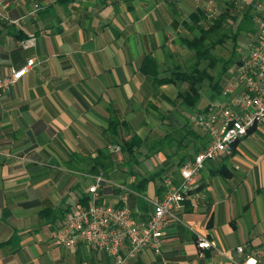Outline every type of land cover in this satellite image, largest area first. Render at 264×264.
Returning a JSON list of instances; mask_svg holds the SVG:
<instances>
[{"label": "crops", "instance_id": "obj_1", "mask_svg": "<svg viewBox=\"0 0 264 264\" xmlns=\"http://www.w3.org/2000/svg\"><path fill=\"white\" fill-rule=\"evenodd\" d=\"M204 2L7 0L0 77L33 65L0 101V264H111L104 251L51 242L64 213L90 199L93 176L106 181L98 203L118 205L125 194L143 222L166 179L177 181L183 160L204 148L206 135L186 136L193 116L177 99L186 84L157 85L143 71L146 56L159 79L191 66L181 40ZM134 135L143 145L129 157L118 144ZM96 159L104 169L94 173ZM192 186L197 204L166 225L160 248L124 264H242L247 256L264 264V125L207 162ZM194 233L215 248L199 249Z\"/></svg>", "mask_w": 264, "mask_h": 264}, {"label": "built area", "instance_id": "obj_2", "mask_svg": "<svg viewBox=\"0 0 264 264\" xmlns=\"http://www.w3.org/2000/svg\"><path fill=\"white\" fill-rule=\"evenodd\" d=\"M7 5V0H0V23L6 21L2 10ZM248 5L255 34L249 40L247 54L235 67L221 98L195 118V126L204 131L208 140L199 153L180 165L177 181L166 179L162 197L149 201L152 212L147 220H134V212L125 203V194L118 205L98 203V190L106 182L103 175L98 174L93 176V183L87 189L88 202L69 208L59 221L51 236L54 246L75 249L82 245L104 251L111 258V264H124L126 259L136 257L143 249L157 251L165 236L166 225L180 221L179 213L185 203L197 204L192 185L205 164L219 156L230 155L250 131L264 125V6ZM202 10L207 21L219 14L212 0H205ZM33 45V36L23 42V48ZM32 65L29 61L21 70L0 77V101ZM189 229L194 232L193 228ZM194 234L199 249L215 248L212 241ZM237 251L242 253L243 248L238 247ZM257 263L255 256H247L242 264Z\"/></svg>", "mask_w": 264, "mask_h": 264}, {"label": "trees", "instance_id": "obj_3", "mask_svg": "<svg viewBox=\"0 0 264 264\" xmlns=\"http://www.w3.org/2000/svg\"><path fill=\"white\" fill-rule=\"evenodd\" d=\"M238 0H230L227 3L226 8H224L217 17L207 21L202 9L197 10L194 14L190 16V21L192 23L191 31H197L198 34L193 37H185L181 40V44L193 54V61L191 66L187 70L178 69L171 73L169 78L159 79L157 78L158 70L157 64L151 56H146L143 60V71L155 76V82L157 85L162 84H186L187 88L184 92H180L177 99L189 110H195L196 104L202 98L201 91L204 86H208L210 91L211 99L218 95L216 100L221 97L219 83L222 80L221 75L225 73L228 69V61H223L222 70L218 78H214L212 74V69H214L218 60L212 54V51L217 46H222L228 41L232 44V49L237 48L238 36L242 34L255 33V29L252 23V17L250 14V5L246 6V9H242L241 18L236 22L235 28H229L227 21L229 19L235 20V18L230 14L229 10L234 9L237 5ZM234 50H232L233 52ZM237 65L240 64L239 60L235 61ZM221 93V92H220ZM209 105L204 107L203 110L198 111V113H203L206 111ZM186 136L196 137L192 129L186 130ZM120 151L133 156L136 149L143 145V141L136 137L135 135L130 138V140L119 142ZM200 151L196 150V154ZM109 159V156L104 157ZM191 159L187 158L184 161ZM95 164L92 167V172L103 170L104 166L100 163L99 159L95 160ZM182 162V163H183ZM160 174V173H159ZM153 179V175L142 178L138 181V185L141 188H135L139 193H142L148 182ZM87 198L81 200V204L85 205ZM35 205V203H27L26 206L30 207Z\"/></svg>", "mask_w": 264, "mask_h": 264}, {"label": "rangeland", "instance_id": "obj_4", "mask_svg": "<svg viewBox=\"0 0 264 264\" xmlns=\"http://www.w3.org/2000/svg\"><path fill=\"white\" fill-rule=\"evenodd\" d=\"M230 0H212V4L214 9L216 10V12H221L224 8H226L227 3ZM251 3H258L261 4L262 6H264V0H238V2L236 3L237 5H234L235 8L229 10L230 14L235 18V20H231L229 19L227 21L228 27L231 28H235L236 26V22L239 21V19L241 18V13H242V9H246V6L248 4ZM198 32L195 30L194 32L191 33L190 37H193L194 35H197ZM255 33H248V34H240L238 36L237 39V48L236 49H232V44L228 41L227 43L223 44L222 46H217L213 51L212 54L215 56V58L218 60L217 64L215 65L214 69H212V74L214 75V78H218L219 74L221 73L222 70V64L223 61H228V69L225 71L224 74L221 75L222 80L219 83L220 86V92L219 94H222V92L224 91V89L227 87L228 85V81L231 79V77L233 76V72L235 70V67H237V64L235 61L240 60V58L244 55V50L247 47L249 40L253 38ZM232 50H234L232 52ZM191 54H193L191 52ZM204 90L202 91V98L198 101V103L196 104V108L195 110H189L187 109V112H190V115L192 113L191 116H193L192 119H190L189 124L190 127H192L191 129H193V131L195 132H199L201 134L204 133V131L198 127L195 126V118L197 115H199V113H196L197 109H200L201 107H205V105H209V104H214L216 103V99L218 98V95L214 96L213 99H209V88L208 86H204ZM217 97V98H216ZM206 105V106H207ZM155 159H153L154 161Z\"/></svg>", "mask_w": 264, "mask_h": 264}]
</instances>
